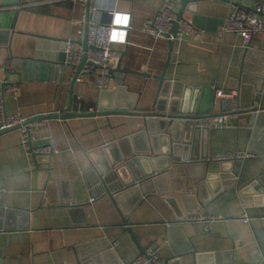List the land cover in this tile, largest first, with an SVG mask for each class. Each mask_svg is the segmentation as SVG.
Listing matches in <instances>:
<instances>
[{"label":"crops","instance_id":"0c3cea01","mask_svg":"<svg viewBox=\"0 0 264 264\" xmlns=\"http://www.w3.org/2000/svg\"><path fill=\"white\" fill-rule=\"evenodd\" d=\"M15 1L16 6H0V23L12 25L6 35L0 29V83L8 80L18 86L16 96L5 95L7 112L34 119L65 114L70 105L74 116L45 119L33 128L38 143L44 137L55 139L58 153L48 157H27L19 146L20 131L0 135V199L11 209L0 216V264H80V257L92 251L110 253L108 259L119 264L140 254L110 197L103 193L97 171L106 172L122 154L145 148L144 118L139 114L153 111L158 96L155 77L169 55L166 79L190 89L211 86L215 93L221 90L226 95L214 94L210 112V117H223L224 128H214L203 118L194 120L195 126L209 128L204 140L209 161L214 155L251 156L237 159L241 164L229 187L213 181L195 198L159 193L166 189L162 181L144 183L143 199L140 190H130L119 202L129 229L141 248L159 249L155 264L173 257L177 261L172 264H194L197 254L201 264L263 263L264 200L256 203L254 195L240 192L264 175V117L255 122L240 108L249 103L247 94L239 96L235 88L246 56L241 38L216 33L234 5L251 9L264 0H189L203 33L191 42L174 43L169 55L167 41L141 31L143 20L155 15L162 0H90L97 22L107 19L108 9L130 13L128 44L113 46V69L127 72L114 73L107 89L112 93L105 96L96 89L94 75L72 85L70 70L60 71L58 63L48 61L56 59L62 41L72 40L77 46L83 6L73 0L9 2ZM171 1L178 11L181 0ZM183 18L190 21L191 14ZM250 49L264 54V33L252 40ZM113 93H117V110L131 106L134 114L89 115L113 107ZM262 100L263 94H253L250 105L258 107ZM181 128L175 134L182 143ZM194 142L199 154L203 149L199 137ZM76 183L90 187L91 202L84 212L70 214L61 200ZM244 197H251L248 205ZM244 214L248 223L242 222Z\"/></svg>","mask_w":264,"mask_h":264},{"label":"water","instance_id":"95a60500","mask_svg":"<svg viewBox=\"0 0 264 264\" xmlns=\"http://www.w3.org/2000/svg\"><path fill=\"white\" fill-rule=\"evenodd\" d=\"M9 1L2 0L0 6H16V1L12 3ZM180 3L181 7L176 12L171 33L176 32L177 22L183 18L185 13L191 14L190 21L192 24L202 29V26L197 23L199 16H197L196 8L190 7L192 2L189 0H181ZM89 4L90 0L86 2L87 6H90ZM238 7L242 8L241 6ZM0 29L6 35L7 32L12 30V25H2L0 23ZM173 44L174 42L168 41V55L172 51ZM64 45L65 42L62 41L59 48L60 52L57 54L56 59L52 58L48 60L51 63H58V70L60 71L64 68ZM82 47L83 51H86L87 40L84 39ZM245 53L246 56L241 70L242 73L238 83L236 82L235 88L239 90V96H244L245 94L248 96L249 103L245 107L240 106V108L244 110L243 112L251 113L253 121L258 122L264 117V54L260 55L250 48H247ZM169 57L161 74L155 77L158 80V96L154 103L153 111L139 114L144 118L143 133L146 137L145 148L141 149V151L132 149V151L122 154L120 159L114 161L107 167L106 172L101 170L97 171L103 193L107 197H110L115 210L121 216L125 230L130 233L133 241L139 248L140 254H144L145 249L138 245L132 231L129 229L127 214L121 210L120 198L125 197V194L132 189L141 191L144 183L152 182L158 184L160 181L166 183V189L159 192L163 195L177 197L179 194H187L195 198V193L204 187H210L213 181H216L215 183L222 181V187H229L233 182L232 178H234V174L238 172L239 165L241 164L237 160L229 162L209 161L208 154L204 151V140L206 134L209 132V128L195 126L194 120L198 118H210L212 116L210 112L215 91L211 89V86L190 89L183 87L181 83L166 79L165 70L169 65ZM82 58L76 73L79 72L85 63V56ZM124 72H127L125 68L112 69L109 74L112 77L114 73ZM74 83L75 81L73 80L72 85ZM101 92L102 96L112 93L107 90ZM253 94H263V100L258 107L250 105ZM112 95L115 97L113 98V107L99 108V112H91L89 115L106 114L110 111L134 114L131 106L125 108L126 110L122 112L117 110L116 106L119 104L117 93H113ZM71 116L74 115L71 113L69 105L65 114L38 116L34 120L51 118L65 119ZM178 126L182 127L181 132L184 133L182 143L175 134ZM13 130L16 129L1 130L0 135ZM198 137L203 148L199 154L196 153L197 146L194 142V138ZM106 149V147L103 148V150ZM111 182H113V186H111ZM89 193L90 187L76 183L73 185L72 190L64 193V198L61 201L70 214H73L75 211L84 212L85 208L90 204ZM240 193L242 196L254 195L253 200L256 203L263 201L264 175L248 182L246 188ZM145 194L146 192L144 191L140 192L141 199H143ZM251 200V197H244V205H248ZM8 210L11 209L5 208L2 199H0V216ZM185 218L179 217L178 220H185ZM168 227L177 228L178 225H169ZM100 253L102 251H92L88 255L80 257V264H113L108 259L110 253ZM200 258L201 256L199 254L195 255L194 264H201ZM175 259L174 257L167 259L162 264H172L177 261ZM151 264H155V262H151Z\"/></svg>","mask_w":264,"mask_h":264},{"label":"built area","instance_id":"2783aa9c","mask_svg":"<svg viewBox=\"0 0 264 264\" xmlns=\"http://www.w3.org/2000/svg\"><path fill=\"white\" fill-rule=\"evenodd\" d=\"M73 1L82 5L83 10L78 21L77 46L72 40L65 42L63 67L70 70V81L80 82L84 76L91 74L94 75L96 89L105 91L109 87L111 79L109 72L113 69V60L115 58L113 46L128 44L127 35L131 27L130 13L108 9L106 11L107 19L103 22H97L92 19L95 8L86 5L88 0ZM176 12L175 5L171 0H162L155 15L150 19L143 20L141 31L155 40L162 39L178 44L200 38L203 30L184 18L177 22L176 32L171 33ZM226 33L239 36L244 49L250 48L252 40L260 33H264V2L249 10L234 5L216 34L218 37H222ZM84 39L87 40L86 51H83L82 47ZM83 56L86 58L85 63L79 72L76 73ZM0 84V131L4 129L20 131L19 146H21L27 157H48L58 153L55 139L52 137H44L40 143L35 139L33 128L37 125H43L46 121L45 119L34 120L24 118L20 114H9L7 112L5 95L9 93L16 96L18 86L8 80H3ZM215 97L223 98L226 95L223 91L218 90L215 93ZM201 120L210 121L214 128L222 129L225 127L221 115ZM196 124L199 127L204 126L203 124ZM250 156V153H233L229 155H214L211 159L216 162H229L237 159H246V157ZM213 219L215 217L209 220ZM248 221L249 217L244 214L242 222L248 223ZM158 251L159 249L147 247L144 254H139L127 263L119 262V264H151V262L157 260ZM261 264H264V262Z\"/></svg>","mask_w":264,"mask_h":264}]
</instances>
